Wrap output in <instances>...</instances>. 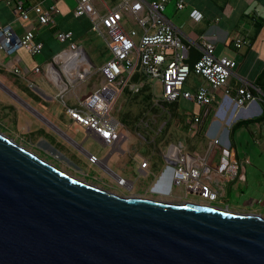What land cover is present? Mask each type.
Here are the masks:
<instances>
[{
	"label": "water",
	"instance_id": "obj_1",
	"mask_svg": "<svg viewBox=\"0 0 264 264\" xmlns=\"http://www.w3.org/2000/svg\"><path fill=\"white\" fill-rule=\"evenodd\" d=\"M0 264H264V215L118 194L0 131Z\"/></svg>",
	"mask_w": 264,
	"mask_h": 264
},
{
	"label": "crops",
	"instance_id": "obj_2",
	"mask_svg": "<svg viewBox=\"0 0 264 264\" xmlns=\"http://www.w3.org/2000/svg\"><path fill=\"white\" fill-rule=\"evenodd\" d=\"M74 1L76 6L77 1ZM27 2L29 5H34L37 0H27ZM177 2L178 0H171L167 4L165 15L175 26L183 41L190 46L187 60L189 63L192 64L200 58L206 43H212L216 56H226L237 62L234 75L229 81L235 90L243 84L264 87V0H185V5L181 9L178 8ZM67 3L66 0H44V8L49 9L56 4L60 13L54 15V20L49 25H42L33 13L29 21L20 19L14 4L0 0V27L9 25L18 36H22L28 28H34L37 39L44 43L42 54L45 58L38 61L27 50L28 54L22 53V49H18L13 54H7L0 49V115L4 119L13 121L19 129L32 136L34 144L54 154L65 164H70L69 160L90 164V151L85 143L88 138L98 139L92 132L74 122L66 113L65 103H72V99L66 96L62 99L59 94L62 92L60 87L64 89L67 86L63 84L58 70L50 68L53 78L48 72L50 65L56 66L51 61L67 48L66 44L57 39V31H73L76 34L74 31L77 26L76 18H85L90 26L89 31H92L90 20L87 17H76L74 10L68 12L69 4ZM169 4L172 8L170 13L166 14ZM195 10L203 15L200 20L194 19ZM83 33L80 31L81 36L78 38L74 35V41L79 47L80 41L85 36ZM238 38L245 39L247 44L236 48L234 43ZM29 55L33 57L30 58ZM109 55L110 52L103 64L109 59ZM82 60L84 61V58ZM16 67L21 70L20 74L13 72ZM38 67L42 69L41 73L35 72ZM193 80L195 81L193 89L206 84V80L200 76L193 75ZM70 82L75 83V81ZM223 93V89L215 93L213 108H216ZM211 115L213 116V113ZM212 116L207 125L214 122L220 123ZM252 116L251 111L242 110L233 114L230 123L234 124L238 120H245ZM220 125L222 124L218 126ZM125 126L129 131L127 138L116 147L110 148L116 154L113 155L108 166L118 175L127 177L132 168H137L145 172L147 176H157V194L171 200H192L191 198L196 195L188 196L182 189H177L174 196L166 193L172 187L173 169L178 162V157L186 156L200 167L201 182L208 183L213 189L219 191L220 198L224 202L230 203L225 195L235 190L237 183H239L237 193H253L247 191L254 175L250 169V159L248 156L247 158L239 157L233 144L234 137H231L228 131L224 135L210 133L205 127L203 131L193 135L184 134L178 139L163 140V138L149 137L132 131L126 124ZM249 129L257 130L260 135L262 134L258 123L251 125ZM215 137L222 139L220 146L212 145ZM217 147L220 148L221 154L219 161L215 162ZM122 151L132 159V165L122 162L118 155ZM224 154L230 161L233 159L239 161L241 178L229 180L228 174L221 172ZM144 160L149 161L146 168L141 167ZM91 164L100 165V161ZM231 205L241 209H264L255 202L247 205L240 203H231Z\"/></svg>",
	"mask_w": 264,
	"mask_h": 264
},
{
	"label": "built area",
	"instance_id": "obj_3",
	"mask_svg": "<svg viewBox=\"0 0 264 264\" xmlns=\"http://www.w3.org/2000/svg\"><path fill=\"white\" fill-rule=\"evenodd\" d=\"M5 1L14 4L20 19L29 21L33 13L42 25H49L54 15L60 13L56 4L49 9L44 8V0H37L34 5H29L27 0ZM76 1L75 16L90 20L92 31L103 38L110 55L98 69L103 77L100 86L84 98L76 97L75 103H65V110L74 122L92 132L98 141L108 147L121 144L129 134L125 124L113 114L114 99L128 89L139 91L144 83L143 78L161 86L164 100L179 103L181 99H186L202 109L200 114L187 116V135L198 133L204 115L209 113H213L219 122L229 120L234 113L242 110L251 111V118L263 113V90L248 84L235 90L229 81L237 62L226 56H216L212 43L205 44L196 62L191 64L187 61L190 46L165 15L171 0ZM177 5L179 9L183 8L185 0H178ZM193 17L200 20L203 15L195 10ZM56 36L59 42L67 45L64 51L79 47L74 41L73 31H57ZM246 44L243 38H238L234 43L236 48ZM20 48L36 56L43 53L44 43L37 39L34 28H28L22 36H18L11 26L0 27V49L13 54ZM13 72L20 74L21 70L16 67ZM35 72L41 73L42 69L38 67ZM192 75L206 80V84L198 86L194 92L185 88ZM220 89L224 90L223 96L213 108L215 93ZM65 94L66 90L59 96L64 99ZM258 125L264 142V121ZM212 141L213 146H220L222 139L215 137ZM89 160L96 163L97 156L90 155ZM177 161L173 169L175 181L198 187L201 198L210 203L217 201L220 193L210 184L201 182L200 167L186 156L178 157ZM148 164L149 161L144 160L141 167L146 168ZM220 170L228 174L229 180L242 177L239 161H230L226 154L222 156Z\"/></svg>",
	"mask_w": 264,
	"mask_h": 264
},
{
	"label": "rangeland",
	"instance_id": "obj_4",
	"mask_svg": "<svg viewBox=\"0 0 264 264\" xmlns=\"http://www.w3.org/2000/svg\"><path fill=\"white\" fill-rule=\"evenodd\" d=\"M66 2L69 4L68 12H72L76 7L75 1L66 0ZM171 8L172 7L169 4L166 14L170 13ZM75 23L77 26L74 28L76 33L74 35L78 38L81 36L80 31L84 32L83 34H85V36L82 38V41H80V47H82L89 56L91 63L87 75L83 80L78 79L75 83L71 84L64 77L69 86L66 90L65 96L71 98V102L74 103L76 102V97H86L101 83L103 77L98 69L103 64L109 52L103 38L95 32L89 31L90 26L85 18H76ZM20 49H22V53L28 54L26 49ZM29 57L32 58L33 56L31 57L29 55ZM35 57L38 61L45 59L44 54H38ZM58 61L59 60L55 57V60H52L51 62H54L57 68L61 69V64ZM73 73L74 71H71V75ZM142 80L144 83H142V87L139 91L128 89L117 95L113 102V114L122 120L132 131H137L149 137L160 136L163 140H170L172 138L178 139L180 136L186 134L187 128H185V126L187 116H190L193 113L200 114L202 113V109L194 102L186 99H181L179 103L166 101L161 97L162 89L160 85L155 82H152V84L149 81H145L144 78ZM194 85L195 81L193 80L192 75L185 88L194 92ZM210 116H212L210 113L204 115L200 131H203L205 127L208 128L210 133H223L222 135H224V133L228 131L230 136L234 137L233 144L239 157H249L250 169L254 174L253 179H250L252 183L249 188H247L248 192H253L250 196L251 198H247L245 194H243V197L237 196L236 189L239 185V183H237L235 190H233L235 192L228 198L230 204L240 203L244 205L250 199L251 201L258 203L261 207H264V142L259 131H250V129L246 127H238L232 136L233 124L230 123L232 121V116L230 120L227 119L220 123L214 122L207 125L208 120L211 118ZM213 117L215 116L213 115L212 118ZM217 124L222 125L218 126ZM0 131L62 170L90 183L97 184L106 189L110 188L108 186V175L105 174L104 171L97 169L98 165L90 163L86 166L83 163L70 160V164H65L62 160L55 157L54 154L46 151L41 146L34 144L30 134L19 129L13 121L4 119L1 115ZM85 145L90 153L99 158H101L106 152V149L103 148L94 138H88ZM215 152L217 157H215V160H212L216 162L219 161L220 158V148L217 147ZM243 191L246 192V190ZM191 199L192 201L201 204L210 203L200 196H193Z\"/></svg>",
	"mask_w": 264,
	"mask_h": 264
},
{
	"label": "flooded vegetation",
	"instance_id": "obj_5",
	"mask_svg": "<svg viewBox=\"0 0 264 264\" xmlns=\"http://www.w3.org/2000/svg\"><path fill=\"white\" fill-rule=\"evenodd\" d=\"M160 138L161 137H157ZM158 141V139L156 140ZM99 144L106 149L105 154L99 158L97 157V161H100V165L98 164L97 169L102 170L105 172V174L108 175L109 177V181H108V186L110 188H108V190L114 191L118 194H122L125 196H134V197H142V198H150V199H161V200H165V201H171V202H186V201H191L194 202L192 200H184V201H178V200H171L168 197H163L159 194L156 193V186H157V176H147V174L145 172H142L141 170L137 169V168H132L131 169V173L127 176V177H123L121 175H118L116 172H114L109 166L108 163L111 160V158L113 157L114 154H116L114 152V150H111L110 147H108L106 144H104L103 142H99ZM90 155H94L92 153L89 152V156ZM120 159L122 160V162L127 163V164H133L132 163V159L125 154L123 151L118 153ZM84 165H88L89 163L84 162ZM177 178H181L180 176H177ZM177 189H182L188 196L189 195H196V196H200V191L198 190V187L196 186H188L186 183L180 182L178 183L177 181H175V179L173 178V184L172 187L170 189H168L166 191L167 195H171L174 196L175 192ZM235 191L233 192H227L225 197L228 199L231 195H233ZM244 193H237V196L243 197ZM247 196V198H251V194H245ZM221 196L219 195L217 201H215V203H207L209 205H215V206H220V207H228V209L236 211V212H244V213H260L262 215H264V209H252V208H248V209H241V208H236L233 207L229 202L226 203L224 202L221 198ZM253 204V201H251L249 199V201H247L245 203V205L247 204Z\"/></svg>",
	"mask_w": 264,
	"mask_h": 264
},
{
	"label": "bare ground",
	"instance_id": "obj_6",
	"mask_svg": "<svg viewBox=\"0 0 264 264\" xmlns=\"http://www.w3.org/2000/svg\"><path fill=\"white\" fill-rule=\"evenodd\" d=\"M82 58H84V61L82 60ZM56 59L59 60L58 62L61 64L60 65L61 69H58L56 66L55 68L60 72L63 84L67 86L66 88L63 89L62 87L59 86V83L55 81L58 84V86L61 88L62 92H64L69 88L68 83L65 81L64 77L67 79L69 83H71L70 81L74 82L77 81L78 79L83 80L86 76L89 65L91 63L89 57L87 56L86 52L82 47H78L77 49L74 50H66L63 53L56 56ZM71 71H74L72 75H71ZM48 72L50 71L48 70Z\"/></svg>",
	"mask_w": 264,
	"mask_h": 264
},
{
	"label": "trees",
	"instance_id": "obj_7",
	"mask_svg": "<svg viewBox=\"0 0 264 264\" xmlns=\"http://www.w3.org/2000/svg\"><path fill=\"white\" fill-rule=\"evenodd\" d=\"M50 68H53V69H56L54 65H50L49 67V71H50V74H51V70ZM57 70V69H56ZM51 77H52V74H51ZM53 78V77H52ZM137 79H135L136 81ZM260 87L263 91H264V87L263 86H258ZM264 121V108H263V113L260 115V116H257V117H253V118H250V119H245V120H238L237 122H235L233 125H232V136L235 132V130L238 128V127H246V128H250L251 125L253 124H257V123H260V122H263ZM185 128H187V126H185Z\"/></svg>",
	"mask_w": 264,
	"mask_h": 264
}]
</instances>
